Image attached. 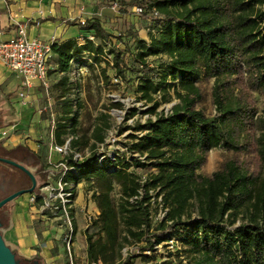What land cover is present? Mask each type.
<instances>
[{"label": "trees", "instance_id": "trees-1", "mask_svg": "<svg viewBox=\"0 0 264 264\" xmlns=\"http://www.w3.org/2000/svg\"><path fill=\"white\" fill-rule=\"evenodd\" d=\"M134 4L142 8L138 14L151 17L157 29L148 44L139 42L138 61L146 72L136 89L150 104L147 112L156 118L137 126L145 133L136 137L131 149L145 156V161L136 159V164L150 165L158 172L146 181V196L131 201L140 185L136 175L127 170L129 162L118 158V163L106 159L102 166L92 160L82 163L81 176L93 181L92 187L98 191L93 195L99 209L94 223L100 224L102 232L97 238L85 232L87 260L131 264L130 255L124 261L118 259L123 246L118 232L121 218L124 241L143 242L142 251L153 249L169 233L180 238L189 254L188 264H264V106L259 111L255 99L258 94L264 102V0H138ZM83 29L93 37H85L82 43L71 38L50 46L62 74L57 82V87L64 89L60 96L70 93L72 61L84 53L96 63L113 54V68L124 76L120 52L114 47L105 50L110 33L100 20H85ZM151 55L166 56L157 80L150 76L153 68L145 60ZM201 70L214 78L213 116L194 106L201 97L197 84ZM172 86L177 102L169 113L158 114L160 101L155 95L169 92ZM162 98L168 100L166 95ZM75 122L73 119L71 125ZM67 124L57 123V143L71 133ZM108 127L105 122L91 135H75L72 147H94L104 141ZM215 147L253 151L255 169L249 171L227 160L211 175L196 173ZM0 157L29 168L36 177L37 191L46 177L45 164L37 153L26 145L9 150L0 145ZM111 164L115 167L110 168ZM114 182L121 188L122 201L117 205L111 198ZM30 185L23 170L0 161V199ZM151 188L159 189L167 213L150 232L144 203ZM6 205L0 209L2 227H7L10 219ZM15 257L20 263L35 262L17 253Z\"/></svg>", "mask_w": 264, "mask_h": 264}, {"label": "rangeland", "instance_id": "rangeland-1", "mask_svg": "<svg viewBox=\"0 0 264 264\" xmlns=\"http://www.w3.org/2000/svg\"><path fill=\"white\" fill-rule=\"evenodd\" d=\"M138 0H131L134 4ZM117 5L115 8L121 15H117V20H114L112 26V33L108 41L105 43V50L110 47H114L120 52L121 68L124 76H119L118 72L113 68L112 59L113 54H107L106 59L101 58L100 63H96L94 60L88 57L87 53H84L81 58L74 59L72 61V72L70 77V93L66 96H60L63 87H57V82L61 77V73L49 72L48 88L43 86L38 87V98L33 105L25 109L28 114L23 115L22 118L16 122L19 126L17 130H25L32 122L39 124V127L46 132L49 137V144L51 142L50 131L51 122L47 112H39V107L44 106L47 103L51 104V110L55 121L67 122L68 129L74 136L91 135L95 127L102 126L104 123H108L109 127L106 129V139L117 138L118 145L114 144L117 150L122 151L119 153L122 160L129 162L130 166L127 169L136 175L137 179L142 177L144 180H148L153 174L158 172V169L150 165L141 166L136 164V159L145 161V156L140 155L139 152L132 150L131 145L137 141V136L145 133V130L137 129L140 124H145L149 119H155V114L147 112V108L150 104H147L144 99L140 98V92H137V85L139 81L144 77L145 70L141 63L138 61L137 54L140 49V41L144 40L148 44L150 42V34L157 32V29L153 27V21L138 18L135 20L133 16H138V13L131 8L124 9L120 5V0L115 1ZM124 10L125 13H122ZM83 36L82 42L85 37H93L92 32L84 30V24H82ZM137 27L139 29H137ZM166 59L165 55H151L145 58L147 65L153 68V72L150 76L156 80L160 77L163 67L161 62ZM51 62V59H50ZM105 70V72L102 71ZM115 78L118 81H115ZM170 83V81H169ZM175 83V82H174ZM198 87L200 89L201 97L195 103L197 109H201L206 115L213 116L216 113V105L213 101L212 89L214 85V78L205 75L204 70H201V75L198 81ZM3 87H0V91ZM173 86L169 89V92L158 91L155 95V99L160 101L157 113L167 114L170 112L171 107L177 102L173 91ZM163 95H166L168 100H163ZM256 106L259 111L263 108L264 102L261 96L255 94ZM71 107V111L66 113V109ZM135 109L134 113L131 111ZM37 116L42 117V121L38 123L35 119ZM27 117V118H26ZM73 119L76 120L75 124L71 125ZM36 120V121H35ZM71 121V122H70ZM74 129V130H73ZM73 130V132L71 131ZM108 147L107 149H110ZM126 148V150L124 149ZM127 158V160H126ZM227 160H234L237 164L243 168L252 171L255 169L256 160L255 153L251 150H229L224 147H215L211 149L206 156V160L203 165L196 170V173L203 175H211L214 171L221 168L223 163ZM81 186L79 188L80 194L83 195L84 200L87 198L85 192L90 190L94 185L93 181H88L82 177ZM145 184V183H144ZM158 188L149 189L148 195L150 197L145 199V204L148 207L150 232L158 225V223L164 219L162 218L163 212H167V207L164 206L163 198L161 194H158ZM32 193V192H31ZM31 193H25L20 195L16 199L10 201L6 205V211L11 217V209L15 204L21 205L26 203L27 209H25V215L20 216L19 224L21 229L31 227L37 237L35 246L37 249L44 247L45 242L49 240L52 244L49 245V255L47 257L53 264H89L86 257V238L85 232L93 235V238H97L102 235L100 224L94 223L97 215L87 223L85 215L80 214L75 219V232H80L77 236L74 235L70 247L66 245L64 237L59 239L53 237L54 231L49 234H45V231L49 232V225H45L41 220L35 217V211L31 203H29L28 195ZM145 189H142V194L138 198L141 200L146 196ZM79 194V195H80ZM111 198L115 205L122 201L121 188L118 182L113 183L111 190ZM99 213V209H98ZM241 215L239 216L237 223L241 222ZM11 219V218H10ZM26 230V229H25ZM159 231V230H158ZM118 232L120 236V242L123 246L120 251L119 261H124L129 255L131 256V264H188L189 254L184 251L180 238L176 236H169L155 244L153 249L142 251L141 247L143 242L135 243L132 241L125 242L123 236L126 234L125 227L121 221L118 225ZM17 237L20 235L18 231L12 232ZM61 234V233H60ZM76 234V233H75ZM3 237L6 234L3 232ZM8 235V234H7ZM25 236V234H23ZM5 239V238H4ZM79 239V247L77 246V240ZM6 240V239H5ZM51 256V257H50ZM41 264L44 263V258L41 257Z\"/></svg>", "mask_w": 264, "mask_h": 264}, {"label": "crops", "instance_id": "crops-1", "mask_svg": "<svg viewBox=\"0 0 264 264\" xmlns=\"http://www.w3.org/2000/svg\"><path fill=\"white\" fill-rule=\"evenodd\" d=\"M115 1L0 0V42L15 36L18 27L21 25L24 26L29 38L37 39L49 46L71 38L77 39L79 43H82V22L92 18H98L106 31L112 33L114 20H117L118 14L121 15L115 8V5H117ZM120 5L124 9L131 8V10L136 7L131 0H120ZM119 10L125 13L124 10ZM140 17L141 19L143 18L139 14L138 16H133L136 21ZM137 29L139 28L137 27ZM50 59L49 72L60 73L57 71L56 55L52 51ZM23 82L24 78L21 74L8 69L0 62V87H3L0 91V129L6 131V135H3L0 131V145L8 150L18 145H26L37 153L45 164L49 157L51 159L58 158L57 154L49 151V137L46 135V132L39 127V124H37V127L36 123L33 122L25 130H17L19 125L16 122L23 115H28L25 109L33 105L39 95L37 81L32 80L29 86L24 85ZM21 93L23 95H20ZM35 117H37L35 119L38 123L42 121L41 116L35 115ZM87 200H84L82 194L78 196L77 216L84 214ZM25 204V202L21 205L15 204L11 209V219H9V224L4 230V234H6L4 237L5 241L12 248L16 249L17 253L22 257H39L40 260L43 257L44 263L53 264L50 261L52 258L49 259L46 256L47 252H49V245L52 242L50 243L47 240L45 242L46 246L37 249L33 247L37 242L33 229L31 227L21 229L20 227L18 221L20 216L25 215V209H27V205ZM90 208H96L98 212L97 204L95 206L91 204ZM33 209L35 217L45 225L50 226L49 232L45 231V234H49L53 230V237L59 239L61 237V230L54 224L44 221L36 212L35 206H33ZM13 229L20 234L18 237L12 233ZM75 233L76 236L80 234V232ZM77 241V246L79 247V239ZM48 254L51 255L50 252Z\"/></svg>", "mask_w": 264, "mask_h": 264}, {"label": "built area", "instance_id": "built-area-1", "mask_svg": "<svg viewBox=\"0 0 264 264\" xmlns=\"http://www.w3.org/2000/svg\"><path fill=\"white\" fill-rule=\"evenodd\" d=\"M135 12H142V8L136 6L133 9ZM154 16L158 15L157 11H153ZM151 20V17L147 18ZM84 24V21L82 22ZM92 38V37H91ZM51 55V48L49 45L42 43L37 39H31L27 36L24 26H19L16 35L10 39L0 42V62L8 69L18 72L24 78V85L29 86L32 80L38 82L39 86L48 88V73L50 71L49 59ZM115 81H118L115 78ZM20 95H23L22 93ZM39 112H47L51 115V142L49 144V151L58 155V158L47 159L45 163L44 172L46 177L38 186L37 191L29 195L30 203L35 206L38 215L47 222L54 224L61 230V236L68 248L72 243V238L75 235V219L77 217L78 196L81 193L79 188L81 186L82 176L80 174L81 165L86 160L98 166H102L106 159L114 163H118V158H121L119 153L122 151L114 147L118 145L117 138L104 139L103 142H96L94 147L90 145L79 148L72 147L74 135L67 133L62 136L63 142L57 143L55 141V130L57 122L55 121L51 104L47 103L39 108ZM3 135L6 131L0 129ZM111 147L110 149H107ZM126 150V148H124ZM122 160V159H121ZM127 160V158H126ZM126 161L122 160V163ZM111 164L110 168H113ZM116 167H120L116 165ZM138 195L131 198V201L138 199L142 194V189L146 190V180L139 177ZM80 192V193H79ZM98 191L95 187L85 192L87 197V204L84 207V215L86 222L89 223L98 212L97 209H91L90 205H96L93 195ZM145 204V203H144ZM166 210L163 212L162 218L166 217ZM71 264L73 262L71 261ZM89 264H102L101 261L90 262Z\"/></svg>", "mask_w": 264, "mask_h": 264}, {"label": "water", "instance_id": "water-1", "mask_svg": "<svg viewBox=\"0 0 264 264\" xmlns=\"http://www.w3.org/2000/svg\"><path fill=\"white\" fill-rule=\"evenodd\" d=\"M0 161L4 163H8L10 165H14L21 170H23L29 177L31 185L28 188L24 189H19L17 191H14L13 193L5 196L4 198L0 199V209L9 203L10 201L16 199L20 195H23L25 193H31L34 191L37 185V180L34 175V173L24 165L9 159L5 157H0ZM6 227H2V223L0 221V264H25V263H20L16 257L15 253H17L16 249L12 248L10 245H8L3 237V232ZM18 254V253H17ZM19 255V254H18ZM26 260H34L35 262L33 264H41L40 258L39 257H32V258H27L24 257Z\"/></svg>", "mask_w": 264, "mask_h": 264}]
</instances>
